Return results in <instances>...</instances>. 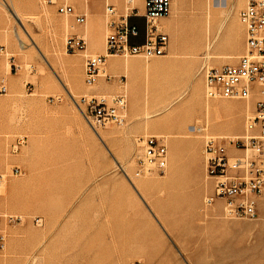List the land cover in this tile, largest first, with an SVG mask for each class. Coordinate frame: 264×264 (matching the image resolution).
I'll use <instances>...</instances> for the list:
<instances>
[{
    "label": "rangeland",
    "instance_id": "obj_1",
    "mask_svg": "<svg viewBox=\"0 0 264 264\" xmlns=\"http://www.w3.org/2000/svg\"><path fill=\"white\" fill-rule=\"evenodd\" d=\"M64 1L70 3L0 0V46L6 48L0 53V79L6 78L9 85L8 92H0V211L22 216L8 227L0 264H253L247 258L248 247L264 243V210L254 219L230 218L221 200L213 204L215 209L206 205L214 178L207 172L204 148L208 136L243 134L253 109L239 108L245 107L243 100L235 109L227 102L238 100H207L199 73L204 63L232 62L244 51L246 35L239 11L248 0H215L218 6L210 13L207 8L202 13L200 7L211 0H185L189 8L175 7L169 17L159 20L171 36L165 55L149 59L117 55L123 64L140 60L156 64L158 71H135L128 90L125 71L114 73L109 68L112 77L103 75L98 81L108 85L106 91L85 83L84 53L97 51L88 46L86 52H68L66 40L83 25L97 45L101 38L105 44L108 30L96 22L92 32L90 19L78 24L74 16L59 13L58 5ZM124 3H116L120 11ZM136 6L144 12L143 0ZM170 20L175 26H167ZM133 21L145 28V19ZM201 22L206 27L203 34ZM15 31H22L20 41L27 47H19ZM210 41L212 54L207 53ZM233 51L234 56H228ZM14 62L19 70H12ZM126 87L127 123L100 129L106 134L102 140L75 98L92 92L112 95ZM186 88L203 102L218 105L209 113L210 131L196 128L209 119L206 106L198 102L179 111L173 104L145 119L146 104L152 110L160 102V108ZM143 133L167 137L171 163L165 174L139 176L148 184L141 195L132 181L136 182V137ZM16 165L21 175L13 173Z\"/></svg>",
    "mask_w": 264,
    "mask_h": 264
},
{
    "label": "built area",
    "instance_id": "obj_2",
    "mask_svg": "<svg viewBox=\"0 0 264 264\" xmlns=\"http://www.w3.org/2000/svg\"><path fill=\"white\" fill-rule=\"evenodd\" d=\"M48 1L55 3L56 0ZM173 4L174 0H143L144 12L139 13L134 0H125L122 11L116 2L106 0L105 26L108 32L105 51L84 53L86 85L98 83L109 56H142L149 59L165 55L171 37L159 20L172 14ZM58 11L74 16L78 24L87 22V15L78 14L75 6L67 1L58 5ZM239 17L246 35L243 53L232 62L216 65L204 63L199 73L204 79L207 98L246 101L250 103L253 115L247 117L243 134L208 136L205 139L207 172L214 178L213 192L205 202L212 205L221 200L228 217L254 219L258 217L264 199V0H248L239 11ZM132 18L145 19V28L131 21ZM66 49L71 53L86 52L88 42L84 36L75 34L67 38ZM5 50V46H0V53H5ZM12 65V70L21 67L15 62ZM111 77L105 73V78ZM8 91V81L1 78L0 92ZM75 102L96 132L111 125L127 123V88L112 95L96 92L84 94L80 99L75 98ZM136 143L135 177L162 175L168 171L170 154L164 134L143 133L136 137ZM12 171L16 175L23 173L20 166H14ZM125 173L133 180L126 170ZM21 220V215L0 211V253L6 248L8 227ZM35 220L42 223L40 217Z\"/></svg>",
    "mask_w": 264,
    "mask_h": 264
},
{
    "label": "bare ground",
    "instance_id": "obj_3",
    "mask_svg": "<svg viewBox=\"0 0 264 264\" xmlns=\"http://www.w3.org/2000/svg\"><path fill=\"white\" fill-rule=\"evenodd\" d=\"M116 1V3H118V0H115ZM138 0H134V3H136ZM125 4V3H124ZM194 6V5H193ZM217 7L218 5H216V3H215V0H211L209 3H208V5L206 6V5H201V11H202V13H205V9L207 8L208 10H209V13H210V10H211V8L212 7ZM179 8L180 10H182V11H184V10H186L187 8H189V5L187 4V2L185 1V0H174V4H173V9L174 8ZM177 10V9H176ZM208 15H210V14H208ZM20 18V17H19ZM210 19V18H209ZM208 19V20H209ZM210 21V20H209ZM174 22L172 21V20H170L169 22H168V24H167V26H169L170 24H173ZM224 23V22H223ZM174 24H176V23H174ZM173 24V25H174ZM22 26V25H21ZM67 26V25H66ZM68 26H69V23H68ZM175 26V25H174ZM102 27V26H101ZM199 29H200V31H201V33L203 34L204 33V31H205V22H201L200 24H199ZM23 28V27H22ZM23 30V29H22ZM25 30V29H24ZM23 30V33L24 34H27L25 31ZM177 32V31H176ZM208 32L210 33V30H208ZM22 33V31H15V36H16V38H17V41L19 42V47L20 48H25V47H27L26 45H24V44H22V42L20 41L21 39H22V37H23V34ZM178 34V33H177ZM176 34V35H177ZM84 37L86 38V40H87V42H88V46H89V48H91V47H97V46H101L102 47V45H104V43H103V39L101 38V42H100V45H99V43H98V45H97V42H96V37L94 36V35H92L90 32H88V30H85V32H84ZM217 37V36H216ZM217 38H219V37H217ZM214 40H215V38H214ZM213 41V40H212ZM174 42V41H173ZM172 42V43H173ZM215 43V42H214ZM7 44L9 45V44H11V42L8 40V42H7ZM174 45V44H173ZM214 45V44H213ZM237 45H239V43L237 44ZM207 47H208V50L209 51H207V53L208 54H210L211 52H210V50H211V41L209 42V45H207ZM237 47V46H236ZM175 48V47H174ZM178 49V48H177ZM88 51V50H87ZM8 52V51H7ZM212 54V53H211ZM234 51L233 52H231V53H229L228 54V56H234ZM7 56H8V54H7ZM10 56V55H9ZM205 57H206V55H205ZM117 66H122V67H124V71H125V75L129 78V81H128V83L126 82V84H127V87H128V90H129V83L130 84H133V82H134V72L135 71H143V72H145V73H151V72H154V71H158L157 70V67H156V64L154 65H152L151 63H142L140 60H136L135 62H134V64L132 65V63H125V64H123L122 63V61H119L117 64H116ZM172 65L173 64H171L170 66H169V68L170 67H172ZM110 66H111V63H110V61H108L107 63H106V65L104 66V77H105V73L106 74H108V69L110 68ZM190 69L192 68V64H190ZM107 69V70H106ZM8 74L10 73L9 71L7 72ZM11 80H13V78H10V81ZM104 80V79H103ZM190 85V84H189ZM189 85H188V88H189ZM110 86V85H109ZM89 87H92V86H89ZM94 88H97L99 91H103V90H105L106 91V89L108 88V85H106V83H101L100 85L98 84V83H96L94 86H93ZM111 87V86H110ZM126 87V88H127ZM188 88H186L184 91H183V93L178 97V98H176V99H171V100H169L168 101V103L167 104H164L163 106H161L160 108H159V104H160V102H158L157 104H155L153 107H152V110H151V107L148 105V104H146V106H145V113H146V116H145V119H149V118H152L153 116H155V115H157V114H159V113H161L162 111H164L163 109H167L168 108V106H170V105H175V108H176V111L178 110H180L181 108H184L185 107V105H191V106H193L194 104H196L197 102L198 103H200V104H204L205 106H206V116L207 117H209V113H210V110H211V107H213V108H215V109H218V105L217 104H214V105H212L211 104V102L210 101H207V100H213V99H207V100H205L204 102L202 101V98H200V97H198V95H196V94H194L193 95V93H192V91L190 92L189 90H188ZM96 89V90H97ZM132 89H133V87H132ZM112 90V89H111ZM111 90H109L110 92H111ZM69 91V93L73 96V93L70 91V90H68ZM190 92V93H189ZM103 93V92H102ZM107 93V92H106ZM87 94V93H86ZM104 94V93H103ZM109 94V93H108ZM204 95H205V93H204ZM178 96V95H177ZM176 96V97H177ZM74 97V96H73ZM140 99H142V97L141 96H138ZM75 98V97H74ZM196 99H198L197 101H196ZM230 100V99H229ZM219 101V100H218ZM239 100H238V102H234V101H228L227 102V106L229 107V108H234L235 109V107L236 108H238L240 105H239ZM216 103H217V101H216ZM241 103H243V101H241ZM245 103V102H244ZM243 103V104H244ZM242 104V105H243ZM239 105V106H238ZM186 106V107H187ZM220 107V106H219ZM239 108H244L245 110H247V111H250V110H252V107L250 106V103H245V107H239ZM220 109V108H219ZM243 109V110H244ZM223 110V109H222ZM239 110V109H238ZM242 110V109H241ZM217 111V110H216ZM230 111H231V109H230ZM246 111V112H247ZM217 113V112H216ZM200 119V118H199ZM217 120V119H216ZM233 120V119H232ZM207 121H208V123L207 124H205V125H203V123L202 122H200V124H198L197 125V130L198 131H200V132H204V131H210L209 130V128H210V125H211V119H210V117H209V119H207ZM234 121V120H233ZM236 122H238V121H236ZM192 126H194L193 124H191ZM216 125V124H215ZM237 125V124H236ZM216 127V126H215ZM237 127V126H236ZM216 129V128H215ZM214 129V130H215ZM231 129V128H230ZM188 130L189 131H193V129H191L190 127H188ZM235 132V131H234ZM97 134L99 135V137L102 139V140H104V138H105V133H101L100 131L98 132L97 131ZM126 174V173H125ZM135 179V178H134ZM137 179V180H136ZM136 179H135V181L136 182H134V181H132V184H133V186L141 193L144 189H145V187L148 185L146 182H144L143 180H141L139 177H136ZM200 190H202V189H200ZM141 195H143L142 193H141ZM144 197V196H143ZM214 208H215V206H214ZM217 208V207H216ZM254 224V223H253ZM241 226V225H240ZM258 226V225H257ZM245 227H247V228H250V227H252L253 229L255 228L254 226H252L251 224H246L245 225ZM262 227H263V230H264V224L262 225ZM244 228V227H243ZM252 228H250V229H252ZM256 228H258V227H256ZM252 229V230H253ZM261 229V228H260ZM248 241H249V239H248ZM251 244H253V243H251ZM248 255H247V258L248 259H250L249 260V263L251 262V260H252V263L253 264H264V243L263 242H261V243H254L253 245H250L249 247H248ZM243 251V250H242Z\"/></svg>",
    "mask_w": 264,
    "mask_h": 264
},
{
    "label": "crops",
    "instance_id": "obj_4",
    "mask_svg": "<svg viewBox=\"0 0 264 264\" xmlns=\"http://www.w3.org/2000/svg\"><path fill=\"white\" fill-rule=\"evenodd\" d=\"M113 2H115L114 0H112ZM91 0L87 1V4H84L81 0H70V3L72 5L75 6L76 8V12L78 14H86L87 15V21L90 19L91 20V31L93 32L92 28H93V25L96 23V22H99L100 24V27L102 26L103 27V24L105 25V0L103 2V0H98L97 4L95 5H91ZM118 5V4H117ZM134 18L131 19V21H133ZM74 21H75V18H74ZM135 22V21H133ZM101 27V28H102ZM87 28H85L83 25H80L79 27H77L76 29V34L77 35H81L83 36L84 35V32ZM89 30V29H88ZM90 31V30H89ZM102 35H103V30H102ZM169 33V32H168ZM171 37V36H170ZM170 44H171V41H170ZM170 48V46H169ZM89 50L91 51H97V53H102L105 51V45H102L101 46H97V47H91L89 48ZM174 51L177 50V48H174L173 49ZM245 50V48H244ZM169 51V50H168ZM243 53V52H242ZM110 61L111 63V66H110V72H114V73H117V72H121L122 70H124V68L122 66H117L116 64L121 61L118 56H109L108 59H107V62ZM112 74V73H110ZM61 100V99H60ZM132 116H135V112H132ZM223 129H228V127H225ZM143 130V129H142ZM25 141V140H24ZM172 145H174V142H172ZM170 154V152H169ZM170 163H171V157H170ZM176 165V164H175ZM17 166V165H16ZM172 168L173 170H177L176 167L174 166V163L172 161ZM219 202V201H217ZM207 205V204H206ZM208 206V205H207ZM210 207H213L212 209H215L213 204L212 206ZM264 210V205L260 206V210H259V214L260 212H262ZM42 219V218H41ZM42 224V223H41ZM8 239V238H7Z\"/></svg>",
    "mask_w": 264,
    "mask_h": 264
}]
</instances>
